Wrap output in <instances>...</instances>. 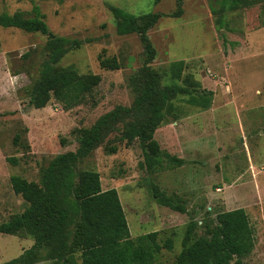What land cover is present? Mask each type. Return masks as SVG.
<instances>
[{
	"label": "rangeland",
	"instance_id": "rangeland-1",
	"mask_svg": "<svg viewBox=\"0 0 264 264\" xmlns=\"http://www.w3.org/2000/svg\"><path fill=\"white\" fill-rule=\"evenodd\" d=\"M176 1L0 0V14L32 16L37 7L49 33L81 40L57 67L99 77L78 106L67 110L51 101L34 109L29 89L48 57L47 37L0 28V224L29 205L13 191L12 176L38 184L55 156L76 151L81 131L116 106L132 105L129 77L143 64V46L136 34L116 33L109 7L136 16L159 13L164 16L147 32L156 52L152 68L183 60V76L199 83L196 94L211 98L210 108L200 110L186 103L187 96L177 97L180 117H170L154 133L159 148L182 164L163 161L149 171L138 141L127 145L111 134L78 168L96 171L102 189L117 191L132 239L157 232L160 245L171 240L158 264H174L190 223L200 236L216 213L235 209L248 215L255 240L241 264H264V0H240L229 12L222 11L227 0H184L181 16L170 17ZM107 145L115 148L112 154H106ZM159 194L172 197L184 213L159 205ZM32 245L31 235L0 233V264Z\"/></svg>",
	"mask_w": 264,
	"mask_h": 264
},
{
	"label": "trees",
	"instance_id": "trees-1",
	"mask_svg": "<svg viewBox=\"0 0 264 264\" xmlns=\"http://www.w3.org/2000/svg\"><path fill=\"white\" fill-rule=\"evenodd\" d=\"M183 1H176L177 10L170 17L181 16ZM238 3L240 0H227V10L222 11H232ZM109 10L115 20L116 33L119 36L136 34L143 46V64L129 77V86L135 94L132 105L116 106L89 129L81 131L76 151L55 156L41 171L38 184L16 175L10 178L13 191L29 205L22 214L0 224V233L31 235L33 245L4 264H36L41 260L50 261V264H158L162 248H172L170 239L162 245L157 242V232L132 239L117 191L102 189L99 174L93 170H79L78 165L111 134L127 145L138 141L143 150L142 165L149 171L158 169L163 161L181 165L182 160L159 148L154 133L168 123L170 117L173 120L180 117V108L175 104L177 97L187 96L186 103L207 110L211 104L210 94H196L199 83L190 75L183 76L186 69L183 60L158 70L152 68L156 52L147 32L163 14L136 16L112 6ZM32 14H0V28L47 37L48 57L29 89L28 106L41 109L51 101L67 110L78 106L93 93L99 77L80 75L72 67L57 65L83 42L54 36L49 33L37 7ZM24 57H29V52ZM108 63L102 62V65L117 67L114 62ZM114 150L108 145L105 148L106 154ZM8 161L15 162L12 158ZM154 197L159 205L184 213L172 197L162 194ZM204 229V233L197 236L195 223L187 226L182 250L174 264H241L254 249V232L243 209L216 213Z\"/></svg>",
	"mask_w": 264,
	"mask_h": 264
}]
</instances>
